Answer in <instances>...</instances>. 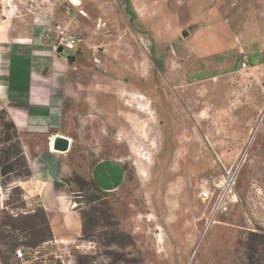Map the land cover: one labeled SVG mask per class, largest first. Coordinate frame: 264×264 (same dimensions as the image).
Wrapping results in <instances>:
<instances>
[{"label": "rangeland", "instance_id": "obj_1", "mask_svg": "<svg viewBox=\"0 0 264 264\" xmlns=\"http://www.w3.org/2000/svg\"><path fill=\"white\" fill-rule=\"evenodd\" d=\"M71 1L22 0L0 18L50 12V23L64 22L83 40L76 70L109 131L96 152L74 145L71 176L85 180L108 154L123 159V180L112 193L90 191V204L71 193L82 218L77 238H52L26 256L1 244L10 264H264V207L246 197L244 175L250 153L264 152V66L252 67L263 56L249 61L248 42L264 29L252 12L264 0ZM69 6L78 13L72 21ZM238 160L235 190L245 200L206 228L197 185ZM263 160L253 165L263 169ZM20 185L12 184L0 219L22 221L41 208Z\"/></svg>", "mask_w": 264, "mask_h": 264}, {"label": "crops", "instance_id": "obj_2", "mask_svg": "<svg viewBox=\"0 0 264 264\" xmlns=\"http://www.w3.org/2000/svg\"><path fill=\"white\" fill-rule=\"evenodd\" d=\"M71 2L72 5L80 3L79 0ZM255 9L254 4L253 14L263 15L264 23V7ZM77 14L69 6L65 15L72 21ZM22 16L0 18V109L6 111L17 129L30 172L27 180L13 184L22 182L20 186L25 191L35 193L47 213L54 241H70L82 233V218L80 208L72 205L74 183L69 180L68 157L74 145L98 151L108 138V122L93 108L89 92L85 90L89 89V83L76 70L75 53L83 40L79 38L76 46L68 49L73 51L67 54L63 50L55 51L53 42L44 37L52 14L40 12L27 15L22 18L23 22L15 20ZM248 40L254 48L249 61L263 56L252 67L264 66V29ZM57 133L70 138L66 152L52 149L50 141ZM260 157L264 159V152L250 153L245 160L244 175L249 182L246 197L254 200L253 206L257 203L264 207V168L253 165ZM123 174V159L106 154L98 157L85 180L101 192L112 193L122 184ZM258 175L262 183L255 179ZM237 194L240 203L243 202V188Z\"/></svg>", "mask_w": 264, "mask_h": 264}, {"label": "trees", "instance_id": "obj_3", "mask_svg": "<svg viewBox=\"0 0 264 264\" xmlns=\"http://www.w3.org/2000/svg\"><path fill=\"white\" fill-rule=\"evenodd\" d=\"M30 172L28 164L24 156L19 134L14 123L7 117L6 111L0 109V183L8 184L29 177ZM74 183L75 201L78 198L85 199L90 204L96 199L92 196L93 189L99 191L91 181L83 180L75 175L70 177ZM14 186L13 188H17ZM77 197V198H76ZM76 207V202H74ZM41 205V204H40ZM0 245L3 244L8 247L7 251L12 254L16 253L18 248L24 249L26 252L23 256L30 253L29 249L39 245L42 242L50 241L53 238L50 229L47 213L41 205V208L34 210L33 213H28L22 221L17 216L4 215L0 219ZM6 227H9L6 228ZM13 230H18L25 237V241H18V238ZM83 231V228H82ZM259 234H250L249 238L258 236ZM10 256L0 249L1 264H10Z\"/></svg>", "mask_w": 264, "mask_h": 264}, {"label": "built area", "instance_id": "obj_4", "mask_svg": "<svg viewBox=\"0 0 264 264\" xmlns=\"http://www.w3.org/2000/svg\"><path fill=\"white\" fill-rule=\"evenodd\" d=\"M21 1L0 0V14H11L17 9L16 3ZM44 37L53 42L55 51L58 46H62L63 49L73 48L79 41L77 34L73 33L69 26L62 22L48 24L45 27ZM240 163L241 160H238L231 168L222 172L220 179L216 176H210L197 185V196L202 204V216L206 217V228L215 220L219 213L226 211L230 206L240 202L235 190ZM12 184L0 183V207H3L4 200L12 188ZM72 205L74 206L75 203L73 202ZM16 253L18 256H23L26 252H24V249L18 248Z\"/></svg>", "mask_w": 264, "mask_h": 264}, {"label": "water", "instance_id": "obj_5", "mask_svg": "<svg viewBox=\"0 0 264 264\" xmlns=\"http://www.w3.org/2000/svg\"><path fill=\"white\" fill-rule=\"evenodd\" d=\"M195 25L191 24L188 28L181 31L182 36L186 37ZM62 46L57 47V51H62ZM52 149L59 152H66L69 149L70 138L61 134H55L52 139Z\"/></svg>", "mask_w": 264, "mask_h": 264}, {"label": "bare ground", "instance_id": "obj_6", "mask_svg": "<svg viewBox=\"0 0 264 264\" xmlns=\"http://www.w3.org/2000/svg\"><path fill=\"white\" fill-rule=\"evenodd\" d=\"M72 1H75V0H72ZM74 4H78V3H74ZM148 108V107H147ZM143 109H146V107H144ZM147 112H148V110H147ZM263 113V112H262ZM264 119V118H263ZM255 129V128H254ZM252 130V129H251ZM256 131H258V130H256ZM251 133V132H250ZM252 134V133H251ZM257 134V133H256ZM250 139V138H249ZM249 142V141H248ZM252 142V141H251ZM250 142V143H251ZM216 221V220H215Z\"/></svg>", "mask_w": 264, "mask_h": 264}]
</instances>
